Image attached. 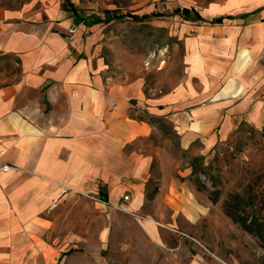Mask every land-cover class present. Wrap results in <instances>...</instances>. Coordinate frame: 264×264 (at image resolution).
Segmentation results:
<instances>
[{"label": "crops", "instance_id": "0c3cea01", "mask_svg": "<svg viewBox=\"0 0 264 264\" xmlns=\"http://www.w3.org/2000/svg\"><path fill=\"white\" fill-rule=\"evenodd\" d=\"M166 4L167 13L156 5L130 15L174 20L182 66L166 88L109 69L103 32L115 14L86 16L71 0L0 6V166H11L0 169V264H37L53 234L86 233L76 218L94 217L92 233L112 236L132 215L155 243L162 227L194 239L179 226L209 206L191 183V156L241 124H264V0Z\"/></svg>", "mask_w": 264, "mask_h": 264}, {"label": "rangeland", "instance_id": "374dc122", "mask_svg": "<svg viewBox=\"0 0 264 264\" xmlns=\"http://www.w3.org/2000/svg\"><path fill=\"white\" fill-rule=\"evenodd\" d=\"M50 1L0 0V6L32 11ZM71 1L86 16H104L105 11L115 14L103 32L107 38L102 45L110 70L124 73L131 68V73L144 77L148 86L166 88L174 82L181 71L183 48L173 35L175 24L169 22L173 18L167 15L134 20L130 16L133 12L151 11L156 5L167 13L162 6L165 3L166 7L169 0ZM188 1L201 6L210 0ZM191 157V183L198 201L209 206L206 217L192 225L179 226L193 240L162 227L164 242L155 243L146 233H137V220L132 215L125 221L127 236L123 227L112 236L92 233L98 228L94 217L76 218L72 224L84 220L86 233L76 234V226H68L61 238L53 234L46 241L50 247L41 248L37 264H264V124H241L211 153ZM84 199L92 200L86 196ZM97 213L95 210L91 215ZM72 221L70 218L68 222ZM247 225L257 235L244 227ZM109 237L117 240L118 248L115 242V248L107 246ZM32 260L30 257L24 264H35Z\"/></svg>", "mask_w": 264, "mask_h": 264}, {"label": "built area", "instance_id": "2783aa9c", "mask_svg": "<svg viewBox=\"0 0 264 264\" xmlns=\"http://www.w3.org/2000/svg\"><path fill=\"white\" fill-rule=\"evenodd\" d=\"M74 31H75V26H74V25L69 26V28H68V33H73ZM9 168H11V166H9V165H7V164H5V163H3V164L0 166V169H2V170H7V169H9ZM67 190H69V188L66 187V186H63L62 189H61V191H60V193L57 195V197L60 196V195L65 194V193L67 192ZM79 194H80V195H83V196H86V197H88V198H90V199H92V200H94V201H96V202H101V203H103V204H108V202H107L106 200H104V199H102L101 197H99V196H97V195H94V194H92V193H81V192H80ZM57 197H56V198H57ZM56 198L54 199V202H55ZM124 198H127V196L125 195ZM171 229L174 230V231L176 230V229H174L173 227H171ZM181 234L184 235L183 232H181Z\"/></svg>", "mask_w": 264, "mask_h": 264}, {"label": "trees", "instance_id": "16d2710c", "mask_svg": "<svg viewBox=\"0 0 264 264\" xmlns=\"http://www.w3.org/2000/svg\"><path fill=\"white\" fill-rule=\"evenodd\" d=\"M137 18V17H136ZM227 212V211H226ZM227 214L228 215H230L233 219H234V216H232V214L231 213H229V212H227ZM235 221H240V220H236V219H234ZM248 231H250L251 233H253V234H256V233H254V231L247 225V226H244ZM257 235V234H256Z\"/></svg>", "mask_w": 264, "mask_h": 264}]
</instances>
